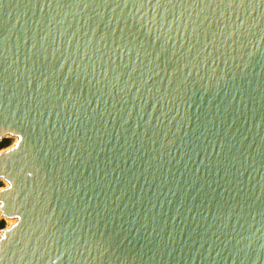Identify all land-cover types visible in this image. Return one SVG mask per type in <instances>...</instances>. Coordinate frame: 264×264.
Returning a JSON list of instances; mask_svg holds the SVG:
<instances>
[{
    "label": "water",
    "instance_id": "1",
    "mask_svg": "<svg viewBox=\"0 0 264 264\" xmlns=\"http://www.w3.org/2000/svg\"><path fill=\"white\" fill-rule=\"evenodd\" d=\"M0 264H264V0H0Z\"/></svg>",
    "mask_w": 264,
    "mask_h": 264
},
{
    "label": "trees",
    "instance_id": "2",
    "mask_svg": "<svg viewBox=\"0 0 264 264\" xmlns=\"http://www.w3.org/2000/svg\"><path fill=\"white\" fill-rule=\"evenodd\" d=\"M8 143H9V139L6 138L2 139L0 141V149L7 146ZM0 185H1V181H0ZM4 226H5V220L0 217V229L4 228Z\"/></svg>",
    "mask_w": 264,
    "mask_h": 264
},
{
    "label": "rangeland",
    "instance_id": "3",
    "mask_svg": "<svg viewBox=\"0 0 264 264\" xmlns=\"http://www.w3.org/2000/svg\"><path fill=\"white\" fill-rule=\"evenodd\" d=\"M14 141H15L14 138H9V143H8V145L5 146V147H3V148H1L0 150H3V149H5V148L11 146V145L14 143ZM5 186H6V183H4L3 181H1L0 188L5 187ZM8 221H9L8 219H5V226H4V227H7V226H8ZM10 221H11V220H10Z\"/></svg>",
    "mask_w": 264,
    "mask_h": 264
},
{
    "label": "bare ground",
    "instance_id": "4",
    "mask_svg": "<svg viewBox=\"0 0 264 264\" xmlns=\"http://www.w3.org/2000/svg\"><path fill=\"white\" fill-rule=\"evenodd\" d=\"M14 139H15V138H14ZM14 142H15V141H14ZM8 220H9V221H8V226L14 222L13 219H8ZM10 220H11V221H10Z\"/></svg>",
    "mask_w": 264,
    "mask_h": 264
}]
</instances>
